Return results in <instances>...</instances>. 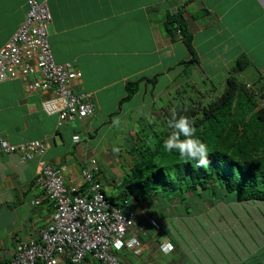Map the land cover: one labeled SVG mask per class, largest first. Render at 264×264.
I'll list each match as a JSON object with an SVG mask.
<instances>
[{"label": "crops", "instance_id": "crops-1", "mask_svg": "<svg viewBox=\"0 0 264 264\" xmlns=\"http://www.w3.org/2000/svg\"><path fill=\"white\" fill-rule=\"evenodd\" d=\"M37 1L45 3L51 17L48 41L54 61L69 63L79 74L71 83V90L90 95L94 114L58 127L56 116H48L41 109L47 94H26L20 81H4L0 83V141L10 145L45 141L47 151L42 161L61 168L66 185L82 183L79 172L90 159H95L102 171L104 193L112 196L118 189L119 176L130 163L126 152L138 142L141 127L159 119L172 95L177 100L172 81L181 77L187 90L188 84L191 86L194 98L203 94V89L198 93L196 88L202 77L196 76L198 82H194L188 79L187 72L195 68L205 75L212 73L201 66L204 57L211 63L215 58L218 65L210 68L222 67L220 71L224 72L232 59L245 54L254 66L259 65L258 73L264 81V0ZM26 2L0 0V47L22 22ZM180 8L194 54L189 53L180 35L171 40L164 29L165 16ZM191 59L198 64L185 66L184 62ZM157 67L160 69L156 71ZM133 82L138 83L137 90L125 99L128 84ZM165 94L169 99L158 101ZM116 117L120 119L119 127L113 125ZM38 172L36 161L21 164L17 156L0 152L2 262L11 258L19 241L37 239L53 212L52 203L43 198L34 184ZM152 230L143 222L136 224L141 253L137 256L131 250L122 251L118 254L119 264H159L156 255L163 254L159 245L172 241L169 233ZM256 251L241 252L240 260L224 264H245ZM163 255H172L168 264H185L189 259L185 251L175 246ZM259 256L264 264V255ZM89 261L87 258L82 264H96Z\"/></svg>", "mask_w": 264, "mask_h": 264}, {"label": "trees", "instance_id": "trees-1", "mask_svg": "<svg viewBox=\"0 0 264 264\" xmlns=\"http://www.w3.org/2000/svg\"><path fill=\"white\" fill-rule=\"evenodd\" d=\"M163 24L171 40L180 35L189 53L194 54L183 9L166 15ZM231 62L223 78H217V86H209L208 75L198 72L202 77L200 86L205 89L203 94L197 90L199 98L193 97V90L187 93L182 89V94L178 89L177 100L172 97L163 107L159 119L141 127L137 133L138 142L126 152L131 159L118 189L106 198L122 214H133L136 218L138 215L141 217L138 224L143 222L153 228V223L156 227L153 230L162 231L164 226H158L156 221L168 219L169 214L189 219L190 211L197 210V213L203 214L205 207L210 210L223 201L238 204L251 200L264 202V81L260 76L250 81L239 77L253 66L247 55H238ZM195 64L198 61L194 59L184 62L185 66ZM189 72L188 79H196L191 78ZM137 84H128L125 99L136 92ZM187 88L191 89V86L188 84ZM209 89L212 92L207 94ZM181 98L184 101L179 102ZM172 109L177 111L178 116L184 115L193 121L197 128L196 136L209 150L208 167L195 168L194 162L185 163L177 152L169 154L164 151L163 141L171 131L167 121L171 118ZM181 139L184 137L181 136ZM254 236L251 234L250 238ZM112 253L119 254L115 250ZM256 254L264 255V251H256L245 264H249V260L256 261ZM88 259L90 263L105 264L91 257Z\"/></svg>", "mask_w": 264, "mask_h": 264}, {"label": "built area", "instance_id": "built-area-1", "mask_svg": "<svg viewBox=\"0 0 264 264\" xmlns=\"http://www.w3.org/2000/svg\"><path fill=\"white\" fill-rule=\"evenodd\" d=\"M27 5L22 24L0 47V83L18 80L26 94H47L41 108L45 114L57 117L58 126L91 117L94 107L90 95L75 94L71 90V83L79 74L69 63L61 65L53 59L47 39L51 17L45 3L28 0ZM46 149L42 140L16 145L0 141V151L16 155L22 163L29 160L39 163ZM97 173L96 161L90 159L80 173L85 187L65 189L60 172L41 163L36 184L53 202L54 210L38 241L18 244L11 260L5 264H58L64 259L79 264L87 256L105 264H119L112 250L124 246L123 235L130 231L134 218L122 216L105 200L101 183L95 177ZM134 244H137L135 238L127 246L135 248ZM168 245H162L163 252H169ZM134 253L138 254L139 250L135 249Z\"/></svg>", "mask_w": 264, "mask_h": 264}, {"label": "rangeland", "instance_id": "rangeland-1", "mask_svg": "<svg viewBox=\"0 0 264 264\" xmlns=\"http://www.w3.org/2000/svg\"><path fill=\"white\" fill-rule=\"evenodd\" d=\"M153 18L155 19V17ZM219 51H221V48ZM200 55H202V52ZM212 60L214 63H211V60L204 57L201 66H204L205 69L212 72L208 74L210 78V80H207L209 86H217V78L221 80L225 72L220 71L222 67H217L212 70L210 67L218 65L216 63L218 61H215V58ZM159 69L160 67H157L155 70L157 71ZM260 69L258 64L253 65L242 72L239 77L249 81L255 80L256 77H259L258 70ZM190 72L191 78L197 79L198 72L195 71V68H192ZM196 79L191 80L198 82V79ZM172 82L171 89L173 94L175 90L178 92V89L182 91V94H184V89L187 93L192 91V89L188 88L187 90L186 87H182L184 81L181 77H177ZM196 88L199 91L201 89H203V92L205 91L200 84H196ZM210 92H212V89H209L207 94ZM169 97L168 94L162 95L158 98V101L163 103ZM122 172L120 171V173ZM123 175L119 176V181ZM105 195L106 197H110V193L108 192H105ZM225 202L216 203L215 207L210 210L208 207H205L203 214L197 213V210L195 212L190 211L189 219L188 217L170 216L169 214L168 219L156 221L158 226H164L162 229L163 233L170 234L173 245L189 255V259L185 264H192V261H199L200 264L230 263L232 260H240L241 257L239 254L241 252L250 253L257 250L258 247H261L264 239V202L253 200L240 204ZM208 213L210 215L206 216ZM152 232L159 231L152 230ZM251 234L255 235L254 238H250ZM257 251H264V247L262 249L258 248ZM190 252H192L191 256ZM229 253H233L235 256H226ZM256 255L258 256L257 260H249V264H255V262L260 261L259 254ZM156 257L159 264H168L172 255L157 254ZM176 259L178 260L179 257H175Z\"/></svg>", "mask_w": 264, "mask_h": 264}, {"label": "clouds", "instance_id": "clouds-1", "mask_svg": "<svg viewBox=\"0 0 264 264\" xmlns=\"http://www.w3.org/2000/svg\"><path fill=\"white\" fill-rule=\"evenodd\" d=\"M48 97V96H47ZM46 97V98H47ZM45 100V99H44ZM42 109V108H41ZM43 111V110H42ZM44 112V111H43ZM47 115V114H46ZM48 116H52V115H48ZM54 116V115H53ZM88 119V118H87ZM83 120H85V119H83ZM75 121H77V120H75ZM67 123V122H66ZM62 125V124H61ZM113 125L114 126H117V127H119V125H120V119H119V117H116V118H114L113 119ZM58 126V125H57ZM60 126V125H59ZM58 126V127H59ZM167 126H168V128L171 130L170 131V133H169V135L167 136V138H165L164 139V141H163V145H162V147H163V149H164V151L166 152V153H169V154H171V153H173L174 151L175 152H177L178 153V155H179V158L182 160V161H184L185 163H193L194 162V167L195 168H206V167H208L209 166V163H210V161H209V159H208V157H209V150H208V147H207V145L204 143V142H202L197 136H196V133H197V128L194 126V123H193V121L192 120H190L187 116H184V115H179L178 116V113H177V111L175 110V109H172L171 110V118L167 121ZM181 136H183L184 137V139L182 140L181 139ZM74 139H75V137H74ZM31 141V140H30ZM43 141V140H42ZM45 142V141H44ZM46 143V142H45ZM47 145V144H46ZM115 150V149H114ZM46 151H47V149H46ZM1 152V151H0ZM1 153H3V152H1ZM46 153V152H45ZM4 154H6V153H4ZM10 155H13V154H10ZM45 155V154H44ZM44 155H43V157H44ZM16 156V155H15ZM43 157H42V159H41V161L38 163V161L37 160H29V161H36L37 163H38V167H39V172L37 173V175L35 176V178H34V184H35V186L39 189V187L37 186V184H36V178H37V176L40 174V164L41 163H45V162H43L42 160H43ZM19 159V158H18ZM20 161V160H19ZM29 161H27V162H29ZM96 161V160H95ZM27 162H25V163H22V162H20L21 164H26ZM89 163V162H88ZM88 163L87 164H85V166L81 169V171L83 170V169H85L86 167H87V165H88ZM45 164H47V165H50V164H48V163H45ZM96 164H97V166H98V173H97V175H95V177L96 178H98V180L100 181V183H101V190H102V193H103V195H105V193H104V190H103V182H102V171H101V169H100V167H99V164H98V162L96 161ZM51 167H53V168H55V169H57L59 172H60V177H61V181H62V184H63V186H64V188L65 189H67V188H69V187H71V186H78L80 189L81 188H84L85 187V183H84V181H83V179L81 178V176H80V173H81V171L79 172V177L81 178V180H82V183H79V184H69V185H66L65 184V182H64V180H63V171H62V169L61 168H58V167H55V166H53V165H50ZM39 191L42 193V196H43V198H45L46 200H48V201H50L51 203H52V205H53V202L51 201V200H49L47 197H46V195L39 189ZM34 204H37V201H35L34 202ZM109 204H110V202H109ZM111 205V204H110ZM112 206V205H111ZM113 208H115V209H117V210H119L118 208H116V207H114V206H112ZM53 210H54V205H53ZM90 210V209H89ZM119 212L121 213V215L122 216H128V215H124V214H122V212L119 210ZM129 215H132L133 216V221H132V227H131V229H130V231L129 232H127V233H125L124 235H123V243H124V249L125 250H131L132 252H133V254L134 255H136L135 253H134V251H135V249L140 245V241H139V239H138V235H137V231H135V226H136V224H138V220L141 218H139V216L137 215V218L135 217V215H133V214H129ZM50 217V216H49ZM144 217V216H143ZM136 218V219H135ZM49 220V219H48ZM47 224H48V222H47ZM47 224L42 228V229H44L46 226H47ZM152 225V229H154V228H156L153 224H151ZM41 229V230H42ZM40 230V231H41ZM40 231H39V233H40ZM156 231H158V230H156ZM125 235H128V238H124V236ZM136 239L137 240V244H139V245H137V246H135V248H130V247H128L127 246V244L129 243V241L131 240V239ZM38 239H39V236L37 237V239H33V238H30V239H28L27 241H19V242H22V243H26V242H28L29 240H34L35 242H37L38 241ZM19 242L16 244V246H15V248L17 247V245L19 244ZM169 244L168 245V249L167 250H169V252H167V253H165V252H163V250H162V245H164V244ZM173 246H172V243L170 242V241H166V242H164V243H161L160 245H159V250L163 253V254H168V253H170L172 250H173ZM15 250V249H14ZM13 253H14V251H13ZM13 253H12V256H13ZM140 253H141V250H140ZM139 253V254H140ZM138 254V255H139ZM137 255V256H138ZM12 256H11V258H12ZM11 258L8 260V261H4V262H2L1 260H0V263L1 264H5V263H7V262H9L10 260H11ZM87 258H89V256H87L85 259H87ZM85 261V260H84ZM83 261V262H84ZM64 262H66L67 264H72V263H70L68 260H60L59 261V263L58 264H63ZM37 264H43L42 262H39V263H37ZM79 264H82V262L81 263H79ZM144 264H150V263H144Z\"/></svg>", "mask_w": 264, "mask_h": 264}, {"label": "bare ground", "instance_id": "bare-ground-1", "mask_svg": "<svg viewBox=\"0 0 264 264\" xmlns=\"http://www.w3.org/2000/svg\"><path fill=\"white\" fill-rule=\"evenodd\" d=\"M104 198H105V200L109 203V201L106 199L107 197H105V195H104ZM122 241H123V238H122ZM20 243H22V242H19V244ZM135 246H137V245H139V244H134ZM124 247L125 246H123L121 249H119V250H115V251H118L119 253L120 252H122V251H125V249H124ZM140 245L136 248L137 250H139L140 251ZM113 251V250H112ZM113 254V253H112ZM113 255H115V254H113ZM138 255V254H137ZM117 258H118V262H119V256H117V255H115Z\"/></svg>", "mask_w": 264, "mask_h": 264}]
</instances>
